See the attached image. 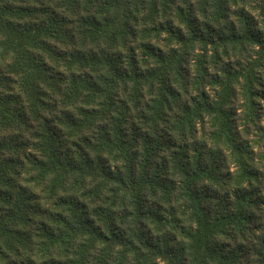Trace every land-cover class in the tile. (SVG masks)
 <instances>
[{
    "label": "trees",
    "instance_id": "16d2710c",
    "mask_svg": "<svg viewBox=\"0 0 264 264\" xmlns=\"http://www.w3.org/2000/svg\"><path fill=\"white\" fill-rule=\"evenodd\" d=\"M0 264H264V0H0Z\"/></svg>",
    "mask_w": 264,
    "mask_h": 264
}]
</instances>
